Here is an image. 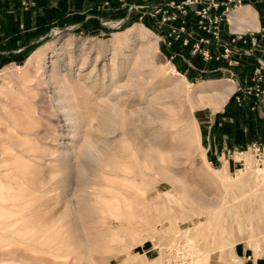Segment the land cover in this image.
<instances>
[{
    "label": "rangeland",
    "instance_id": "374dc122",
    "mask_svg": "<svg viewBox=\"0 0 264 264\" xmlns=\"http://www.w3.org/2000/svg\"><path fill=\"white\" fill-rule=\"evenodd\" d=\"M248 5L255 29L231 21ZM80 10L25 58L0 61V264H264L261 131L223 152L211 142L218 124L251 123L233 100L264 103V0ZM53 68L72 96L70 129ZM231 85L213 110L204 97ZM73 130L75 141L60 135Z\"/></svg>",
    "mask_w": 264,
    "mask_h": 264
},
{
    "label": "crops",
    "instance_id": "0c3cea01",
    "mask_svg": "<svg viewBox=\"0 0 264 264\" xmlns=\"http://www.w3.org/2000/svg\"><path fill=\"white\" fill-rule=\"evenodd\" d=\"M23 1L0 0V61L25 58L34 45L44 38L51 23L60 18L64 20L66 17L68 21L75 20L78 14H82L80 6L85 2V0H28L33 1V4L26 8L22 4ZM261 29L264 30L262 27ZM256 31L260 32V29ZM230 107H237L238 110L246 112L251 123L236 124L235 129L228 132L223 131L225 127H222V124H218V130L211 139L215 150L223 152L231 146L235 148L234 146L244 140H251L254 134H258L257 131H261L259 139L264 141V103L247 98L241 104H236L233 100ZM254 131L256 132L253 134ZM240 134L244 137L247 135L246 139L240 141Z\"/></svg>",
    "mask_w": 264,
    "mask_h": 264
},
{
    "label": "bare ground",
    "instance_id": "6f19581e",
    "mask_svg": "<svg viewBox=\"0 0 264 264\" xmlns=\"http://www.w3.org/2000/svg\"><path fill=\"white\" fill-rule=\"evenodd\" d=\"M231 21L233 22V23H235V24H237V25H239V26H243L244 28H257V26H258V19H257V14H256V11L251 7V6H240L237 10H234L232 13H231ZM147 30H148V28H147ZM38 51V50H37ZM40 53H41V51H40ZM36 54V53H35ZM45 54V53H44ZM38 57V56H37ZM45 58V57H44ZM29 59V58H28ZM39 58H37V60H38ZM36 60V59H35ZM32 61H34V60H32ZM35 63L37 64V62L35 61ZM44 64V63H43ZM32 65H33V63H32ZM38 65V64H37ZM30 67H31V62H30V65H29ZM36 66V65H35ZM37 67V66H36ZM41 71V70H40ZM39 71V72H40ZM42 73V72H41ZM52 80H53V82L55 83V84H62L63 85V91L65 92L64 93V95H62V96H60L59 98L57 97V102H60V105H59V113L60 112H63L62 114H64V116H65V120L66 121H69V123L70 124H66V126L69 128V127H72L73 126V124H74V122L73 121H75V120H77V119H75V118H73V112H72V110H73V108H74V104H72L71 103V100H72V96L69 94V92H68V85H67V80L66 79H63L61 76H60V74L58 73V72H56L55 70H54V68L52 69ZM183 80H186V78H185V76L184 75H182V81ZM180 81H181V79H180ZM188 82V81H187ZM36 83V82H35ZM178 83H179V81H178ZM189 83V82H188ZM189 84H191V83H189ZM207 84V83H206ZM178 85V84H177ZM191 85H193V86H197V85H194V84H191ZM33 86V85H32ZM231 86H233V85H231ZM212 87V86H211ZM34 88V87H33ZM233 88H234V86L233 87H229V88H227L226 90H224V89H217V90H214L213 92H211L209 95H206L205 97H204V99L205 100H208L209 101V104L212 106V108H213V110H215V111H218V110H220L221 108H222V106L226 103V101H228V99H229V97H230V95L232 94V91H233ZM37 89V88H36ZM198 90L200 91L199 93H201V91H205V86L201 83L200 84V86L198 87ZM60 94V93H59ZM194 94V93H193ZM61 95V94H60ZM194 95H197V94H194ZM198 96H200L199 94H198ZM35 97V96H34ZM35 102V101H34ZM33 102V103H34ZM36 103V102H35ZM34 103V104H35ZM58 104V103H57ZM38 105V104H37ZM77 108V107H76ZM116 109H117V107H115ZM116 111V110H115ZM114 112V111H113ZM14 113H15V115H16V117H17V113L14 111ZM13 114V113H12ZM116 114V113H115ZM57 115V114H56ZM63 116V115H62ZM63 116V117H64ZM60 118V117H59ZM6 119H7V121L9 122V124H17V122L16 121H14V120H12V119H15V117L14 116H12V117H6ZM10 119V120H9ZM63 119V118H62ZM75 119V120H74ZM16 120V119H15ZM25 123H26V121H25ZM58 125H59V123H57ZM64 124H65V121H64ZM75 124H78V121L77 122H75ZM27 125H28V122H27ZM72 125V126H71ZM22 126V125H21ZM23 126H25V125H23ZM22 126V127H23ZM79 126V125H78ZM63 127V126H62ZM61 127V128H62ZM28 128V127H27ZM68 128H66V129H68ZM74 128V127H73ZM18 129V128H17ZM21 129V128H20ZM70 129V128H69ZM75 129V128H74ZM19 130V129H18ZM21 130H23V129H21ZM32 130V129H31ZM77 130V129H76ZM20 131V130H19ZM26 131V130H25ZM69 131V130H68ZM7 133H8V131H6ZM14 132V131H13ZM27 132V131H26ZM70 132H72V131H70ZM15 133V132H14ZM23 133V132H22ZM21 133V134H22ZM27 133H30V132H27ZM32 134H33V132H31ZM30 133V134H31ZM73 133H74V135L72 134V136L71 135H69V136H71V137H69L68 136V134H61L60 133V135L61 136H63L64 138L65 137H67V138H70V140L71 141H75L74 139H76V135H77V133H76V135H75V130H73ZM18 134V133H17ZM36 134V133H35ZM34 134V135H35ZM71 134V133H70ZM26 135V134H25ZM28 135V134H27ZM40 137V136H39ZM69 140V141H70ZM59 143H60V141H59ZM71 143V142H70ZM61 144V146H63L64 148H65V145H67V142L66 143H60ZM72 144H73V142H72ZM69 145V144H68ZM74 145V144H73ZM90 145H88V147H89ZM21 147V146H20ZM91 148V147H90ZM90 148H87L88 150H89V152L92 150H90ZM88 150L86 151V153L88 152ZM39 151V150H38ZM44 152V151H43ZM38 153H40V151L38 152ZM37 153V154H38ZM42 153V152H41ZM61 155H67V151H65V153L63 152V153H61ZM33 157V156H32ZM35 157V156H34ZM7 165V164H6ZM1 167V166H0ZM260 170V172H262V173H264V169H259ZM4 171H6V170H4ZM8 171V170H7ZM5 174V172H3V171H1V169H0V190H4V189H6V187H4V186H6V185H4V184H6L7 182L4 180V175ZM3 176V177H2ZM8 179H10V177L9 176H6ZM0 194H2L3 195V193H1L0 192ZM4 196V195H3ZM9 199H10V197H9ZM13 200H15V199H13ZM11 201V200H10ZM16 201V200H15ZM19 201V200H18ZM17 202V201H16ZM5 204V203H4ZM19 204V203H18ZM9 206V205H8ZM19 206V205H18ZM13 207H15V206H13ZM15 209V208H14ZM4 210V213L7 211V209H3ZM6 210V211H5ZM13 210V209H12ZM12 210H10V211H12ZM9 211V215L8 216H10V215H14L12 212H10ZM16 211V210H15ZM12 213V214H11ZM15 213V212H14ZM19 215V214H18ZM21 215V214H20ZM23 216V215H22ZM7 217V216H6ZM24 217V216H23ZM12 217H10V220H12L11 219ZM21 220V219H20ZM35 220V219H34ZM196 227V226H195Z\"/></svg>",
    "mask_w": 264,
    "mask_h": 264
},
{
    "label": "built area",
    "instance_id": "2783aa9c",
    "mask_svg": "<svg viewBox=\"0 0 264 264\" xmlns=\"http://www.w3.org/2000/svg\"><path fill=\"white\" fill-rule=\"evenodd\" d=\"M22 4H23L24 7L29 8L30 5L33 4V1L24 0L22 2ZM257 93L258 94L264 93V90L261 91L260 89H258ZM252 148H253V151L256 154L257 161L260 162V163H264V146L262 144H260V143L259 144L255 143V144L252 145Z\"/></svg>",
    "mask_w": 264,
    "mask_h": 264
}]
</instances>
